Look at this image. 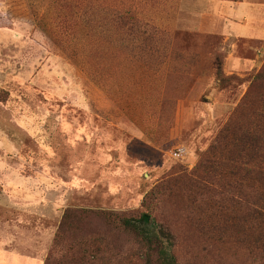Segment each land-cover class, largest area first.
Masks as SVG:
<instances>
[{"label":"rangeland","instance_id":"rangeland-1","mask_svg":"<svg viewBox=\"0 0 264 264\" xmlns=\"http://www.w3.org/2000/svg\"><path fill=\"white\" fill-rule=\"evenodd\" d=\"M219 2L0 0V264H32L15 256L6 222L18 217L10 208L36 199L39 179L17 173H36L49 157L64 182L54 226L68 207L79 210L70 242L103 235L107 253L140 264L132 236L84 210L141 214L146 194L178 164L195 168L233 117L264 65V0L228 5L234 26ZM233 28L241 36H226ZM232 53L256 65L228 72ZM217 55L238 78L217 77ZM175 250L180 264L231 260L218 250L198 257L188 242Z\"/></svg>","mask_w":264,"mask_h":264},{"label":"trees","instance_id":"trees-1","mask_svg":"<svg viewBox=\"0 0 264 264\" xmlns=\"http://www.w3.org/2000/svg\"><path fill=\"white\" fill-rule=\"evenodd\" d=\"M223 62L217 55V77L223 83L238 78L224 73ZM143 206L139 215L84 213L94 212L132 236L140 264H180L175 249L182 242L198 249V257L218 250L215 256H231L230 264H264V65L195 168L178 164L146 194ZM80 214L65 210L44 264H128L107 253L103 235L69 241ZM63 244L69 252L60 255L56 248Z\"/></svg>","mask_w":264,"mask_h":264},{"label":"crops","instance_id":"crops-1","mask_svg":"<svg viewBox=\"0 0 264 264\" xmlns=\"http://www.w3.org/2000/svg\"><path fill=\"white\" fill-rule=\"evenodd\" d=\"M244 0H239L237 2L228 1V0H220L219 5L220 14L222 17L234 26V19L229 15L223 14V11L226 10L228 5H232L230 8H235L236 6H240ZM229 14V13H228ZM244 22L242 25H246L249 22L248 17H244ZM230 34V35H229ZM238 35L235 32L234 28L230 29L229 33L226 36ZM241 36V35H238ZM264 41V39H262ZM229 62L227 63L228 72H241L245 70V67L250 65V63H255L256 59L246 60L245 58H241L232 53L229 58ZM256 65V64H254ZM244 68V69H241ZM68 129V128H67ZM78 131V130H77ZM76 135L83 136L84 133L82 130H79ZM60 168V167H59ZM56 165L55 158L49 157V160L45 162L44 168L42 170H37L36 173L33 174H19L24 179L30 181V177L39 179L38 186L33 184L32 186V195L36 196L34 202H31L27 206H22L18 204L10 208L12 211L17 212V219H13L10 222H6V226L12 229H15L12 232L13 237H15L18 247V252L15 256L26 258L31 260L32 264H44V260L48 254V251L52 245L54 235L57 230V226L52 222L53 211L57 209H61L62 205L58 201V186L63 187V183L55 182L56 178L53 175L56 170L59 169ZM37 173L40 175L38 176ZM30 186V184H29ZM37 190H40L41 193H37ZM55 196V197H54ZM60 200V199H59ZM38 202V204H36ZM58 206V207H57ZM27 209V217L25 218V214L20 217L19 212H25ZM10 230V229H8ZM7 230V231H8ZM20 257V258H21Z\"/></svg>","mask_w":264,"mask_h":264},{"label":"water","instance_id":"water-1","mask_svg":"<svg viewBox=\"0 0 264 264\" xmlns=\"http://www.w3.org/2000/svg\"><path fill=\"white\" fill-rule=\"evenodd\" d=\"M146 220H148V217H146Z\"/></svg>","mask_w":264,"mask_h":264}]
</instances>
